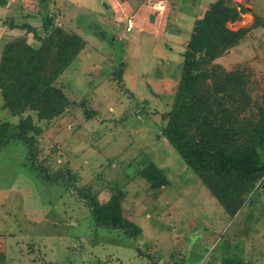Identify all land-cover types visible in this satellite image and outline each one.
Returning <instances> with one entry per match:
<instances>
[{"label":"rangeland","instance_id":"1","mask_svg":"<svg viewBox=\"0 0 264 264\" xmlns=\"http://www.w3.org/2000/svg\"><path fill=\"white\" fill-rule=\"evenodd\" d=\"M22 1L42 14L61 9L66 15L62 23L80 29L88 46L58 87L72 102L91 99L100 112L87 120L84 110L75 106L69 116L51 126L45 146L61 145L63 164L79 172V187L91 188L99 201L104 203L121 190L124 214L142 232L130 239L119 230L96 229L86 201L59 184L39 180L29 169L27 147L11 144L0 152V264H154L140 257L138 249L154 259L156 255L158 264L182 259L181 264H223L227 258L264 264V197L255 195L254 204L231 219L162 137V117L172 110L175 95L164 87L181 80L184 44L190 39L194 15L216 0H174L176 13L159 44L166 54L159 57L151 55L154 44L149 34L138 30L130 34L123 24L113 23L105 0ZM134 1L139 5L159 2ZM231 5L248 8L242 14L252 13L254 6L252 14L227 24L234 31L250 28L251 33L215 63L228 72L245 64L252 80L248 92L262 102L264 27H257L253 16L264 21V0H232ZM0 23L5 24L3 17ZM62 23L58 21L57 26L67 29ZM2 32L0 58L7 41ZM139 59L146 67L138 68ZM161 62L165 65L160 70ZM122 64L126 67L120 85L113 73ZM32 116L37 123L36 115ZM10 117L0 95V120ZM151 163L166 173L169 186L151 189L138 174ZM175 251L179 254L172 257Z\"/></svg>","mask_w":264,"mask_h":264},{"label":"trees","instance_id":"2","mask_svg":"<svg viewBox=\"0 0 264 264\" xmlns=\"http://www.w3.org/2000/svg\"><path fill=\"white\" fill-rule=\"evenodd\" d=\"M120 2L135 4L134 0ZM231 3L232 0H216L202 18H198V13L194 15L190 39L184 44L181 80L174 88L172 110L162 117L165 122L162 137L234 220L246 206L254 204L255 195L264 197V100L260 102L249 94L252 80L245 64L228 72L215 63L237 49L251 33L247 27L237 31L228 28V23L241 19V11H248ZM19 6L42 17L45 36L40 37L28 24L15 25L14 18L4 21L12 29L32 33L39 46L30 44L26 34L8 41L3 48L0 95L3 108L11 117L0 120V152L11 144H23L27 147L29 169L45 184H59L84 199L96 229L119 230L125 237L137 239L142 229L125 216L122 191L117 190L104 203L99 201V194L91 188L79 187V172L63 164L65 153L61 145L44 144L51 126L69 116L75 106L84 110L87 120L100 113L91 99L72 102L58 87L72 62L87 48V40L76 31L58 27L56 11L42 14L38 7L31 8L22 0ZM253 17L257 27H264L263 20ZM123 72L124 67L113 73L120 85ZM32 114L36 115L37 123ZM138 174L151 189L169 186V177L153 163ZM138 253L154 264L158 261L156 255L154 259L140 249ZM176 254L179 252L175 251L172 257ZM223 264L244 263L227 258Z\"/></svg>","mask_w":264,"mask_h":264},{"label":"crops","instance_id":"3","mask_svg":"<svg viewBox=\"0 0 264 264\" xmlns=\"http://www.w3.org/2000/svg\"><path fill=\"white\" fill-rule=\"evenodd\" d=\"M104 0H102L103 2ZM163 2H166L167 4V9L163 13H158L153 5L151 3L149 4H137V1H135V4L129 3V2H120V0H105L103 2L104 6L106 7V11L111 15L113 23L116 24H123L126 28L127 31V20L129 18L134 19L135 23V28L131 32L127 33H133L134 31H139V34L147 33L151 36V43L154 44V48L151 51V55L154 57L156 54L159 56H162L166 54L161 50V47L159 46L160 42L162 41L163 38L166 37L168 33V26L169 23L171 22L172 18H174V7L173 4L177 6V1L172 0L171 2L168 0H162ZM173 2V3H172ZM19 1L18 0H0V7L2 8L3 4V9H0V17L4 18V21L9 18H14L15 25L21 26V25H30L33 28H35L38 31V35L40 37L45 36V32L42 28L43 20L42 17L35 13L32 12L31 10L22 8L18 6ZM16 5V6H15ZM15 6V8H14ZM251 10H254V6L250 7ZM48 9V8H47ZM248 9V8H247ZM207 10V7H201L200 11L198 12V18H202L204 12ZM249 10V12H252ZM56 11L58 13V18L57 22H63L62 21V11L61 9H53L50 12ZM47 12V11H44ZM250 13V14H252ZM250 14H241V17L245 15H250ZM66 18V15L63 16ZM181 17V16H180ZM178 18V15L176 16ZM64 19V18H63ZM69 22L67 19H64ZM56 22V23H57ZM64 23H62L63 25ZM239 23H236V25ZM231 25V24H230ZM63 26L66 27V24ZM78 28V25H76ZM66 30L70 31H76L75 29H70V27H66ZM232 29V28H231ZM0 31L3 33V37L7 40L6 43L14 38H18L21 36H24L28 34L29 36V43L32 44L34 47H38L39 43L34 40V36L32 33H28L26 30H22L20 28L12 29L8 27L7 25L0 23ZM76 31L78 34H81V32ZM83 37V36H82ZM33 39V42H31ZM86 40V39H85ZM88 42V41H87ZM166 56V55H165ZM139 67H146V65H142V61L139 59ZM165 64L162 62L159 65V69L161 70L164 67ZM121 67H126V64H122ZM168 69H170L169 65L166 66ZM137 68V69H138ZM144 71V70H143ZM146 72V71H145ZM142 73L141 71L138 72V75ZM97 74V73H96ZM98 75V74H97ZM169 75V74H166ZM162 77H159L160 79ZM177 80V79H176ZM176 80L174 82H176ZM176 86V85H175ZM175 86L173 84H167L164 87V91H174ZM137 92H140L141 89L139 87H136Z\"/></svg>","mask_w":264,"mask_h":264},{"label":"built area","instance_id":"4","mask_svg":"<svg viewBox=\"0 0 264 264\" xmlns=\"http://www.w3.org/2000/svg\"><path fill=\"white\" fill-rule=\"evenodd\" d=\"M153 7L158 13H163L167 9V4L166 2L159 1L158 3L156 2ZM126 24L128 32H131L135 28L134 19L132 18H129Z\"/></svg>","mask_w":264,"mask_h":264}]
</instances>
